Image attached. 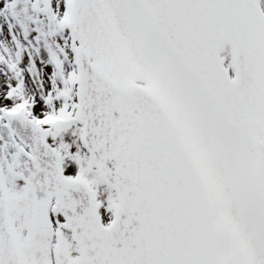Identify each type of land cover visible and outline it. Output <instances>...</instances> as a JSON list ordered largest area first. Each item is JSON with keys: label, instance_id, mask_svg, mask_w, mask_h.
<instances>
[{"label": "snow or ice", "instance_id": "1", "mask_svg": "<svg viewBox=\"0 0 264 264\" xmlns=\"http://www.w3.org/2000/svg\"><path fill=\"white\" fill-rule=\"evenodd\" d=\"M0 264H264V0H0Z\"/></svg>", "mask_w": 264, "mask_h": 264}]
</instances>
